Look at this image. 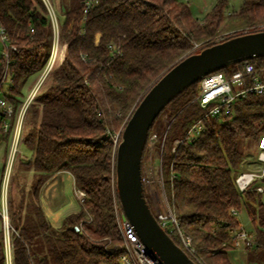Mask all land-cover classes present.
Returning <instances> with one entry per match:
<instances>
[{
	"label": "trees",
	"instance_id": "16d2710c",
	"mask_svg": "<svg viewBox=\"0 0 264 264\" xmlns=\"http://www.w3.org/2000/svg\"><path fill=\"white\" fill-rule=\"evenodd\" d=\"M227 3L216 0L198 19L182 0H99L86 15L82 0H68L62 20L57 19L63 57L47 73L49 84L34 94L23 121L20 141L32 156L21 165L35 180L31 189H22L16 206L9 199L10 264H121L114 212V204L119 206L114 150L120 128L147 89L195 43L220 30L264 24V0H242L225 14ZM0 24L14 46L4 92L16 111L24 86L50 56L52 24L40 0H0ZM256 59L264 64V56ZM241 63L220 71H233ZM197 93L195 82L160 112L167 111L171 119L161 158L164 193L180 229L190 237L196 257L188 255L197 264H232L227 252L240 224L232 207L244 209L250 219L248 245L264 251L263 191L255 190L258 185L264 189V174L243 194L234 185L237 173L259 163L257 154L250 161L246 156L248 147L264 136V94L235 99L229 111L204 117ZM199 119L202 128L189 141L186 132ZM178 138L182 142L171 151ZM245 163L252 168L241 167ZM57 172H69L84 198L77 211L53 226L39 188ZM165 230L182 247L176 231ZM0 264H7L2 227Z\"/></svg>",
	"mask_w": 264,
	"mask_h": 264
},
{
	"label": "built area",
	"instance_id": "2783aa9c",
	"mask_svg": "<svg viewBox=\"0 0 264 264\" xmlns=\"http://www.w3.org/2000/svg\"><path fill=\"white\" fill-rule=\"evenodd\" d=\"M45 6L47 13L49 15L52 32L54 40L52 42L50 56L45 64L42 72L35 84L26 98H24L18 109L15 111L13 104L6 98L4 87L9 81L8 65L12 61L9 57L10 50L14 49V46L9 43L8 36L0 24V56L2 58V75L0 79V134L9 137V149L8 158L6 164V172L8 175L11 163L18 152V143L21 138V131L23 127L24 116L27 111L28 105L33 98L34 94L38 90L43 79L46 77L47 73L56 62L58 58V20L55 11L49 0H40ZM99 0H82V11L86 15ZM187 1V0H182ZM264 28V27H263ZM32 31V28H30ZM243 31V30H242ZM248 30H244L245 33ZM200 47V45H199ZM198 48V44L192 49V52ZM65 49V45H64ZM195 49V50H194ZM64 52V51H63ZM63 54L61 56V59ZM264 94V64H262L258 59L252 58L242 61L240 66H237L233 71H214L204 75L198 81V93L195 96V100L198 104L205 109L204 117L216 116L220 113L221 109L225 112L229 111L231 104L235 99L245 98L249 95H262ZM202 128V121L197 120L186 132V138L191 141L193 140L199 130ZM155 134L149 136L150 139H154ZM182 138L175 139L171 147V151H175V148L182 142ZM163 141V139H162ZM259 152L257 159L259 163L257 164V169L243 170L237 173L234 177V185L236 186L238 192L243 194L246 190L250 188L252 183L261 178L264 174V136L260 138ZM161 175V174H160ZM143 184H145V179L142 176ZM162 182V177H161ZM7 183H3L0 190V221L1 227L4 232L5 237V252L6 260L10 264V224L8 217V205L7 198L5 195ZM255 190L262 192L263 187L261 185L256 186ZM77 197L80 202L83 201L84 192L78 189ZM166 210L163 212H157L156 218L160 221L161 226L169 231L175 230L183 249L192 257H196L195 250L191 245L190 237L185 234L179 227L177 220L175 219L168 201H165ZM239 210L232 207L230 212L237 216L239 215ZM115 218L117 222V227L120 235V248L121 264H160L146 249L144 244L140 241L138 235L136 234L130 221L124 216L120 206L114 204ZM252 234L245 230L240 224L238 228L233 233L232 245L233 247H246L252 241ZM8 238V239H7ZM8 246V247H7ZM200 262V261H199Z\"/></svg>",
	"mask_w": 264,
	"mask_h": 264
},
{
	"label": "water",
	"instance_id": "95a60500",
	"mask_svg": "<svg viewBox=\"0 0 264 264\" xmlns=\"http://www.w3.org/2000/svg\"><path fill=\"white\" fill-rule=\"evenodd\" d=\"M264 56V29L230 36L182 56L147 89L119 131L114 150V188L124 216L160 264H197L169 236L150 209L141 173L149 128L164 107L204 75Z\"/></svg>",
	"mask_w": 264,
	"mask_h": 264
},
{
	"label": "rangeland",
	"instance_id": "374dc122",
	"mask_svg": "<svg viewBox=\"0 0 264 264\" xmlns=\"http://www.w3.org/2000/svg\"><path fill=\"white\" fill-rule=\"evenodd\" d=\"M49 1L51 2V5L55 11L57 19L61 21L62 10L65 8V6L68 5V0H49ZM211 1H214L211 3L212 6L216 2V0H190L189 8L195 17L201 19L204 16V14L208 12V10H210L211 6L210 8L205 9V13L204 11H200V8L201 7L204 8V6H207V4ZM227 1H228L227 7L225 8L224 11L225 14H227L232 10L238 9L242 0H227ZM263 27L264 24H259L258 26L247 28L248 30L247 32L264 29ZM242 32H244V30L243 31L220 30L210 39H208V41H205L203 43H195L193 47L198 44V48L194 50L198 51L203 45H206L207 43L213 44L221 40H224L230 36L241 34ZM53 40L54 37L52 32L51 47ZM64 45L65 44L62 42V40L59 37L57 44L59 55L56 62L53 64L54 66L61 61V56L64 51ZM41 72L39 73L38 76L34 78L32 77L30 80H28V82L23 88L22 99L26 98L30 93L31 89L35 87V84L37 83V80ZM45 78L43 79L42 83L39 86L40 89H44L49 84V80H48L49 77H47L46 80ZM2 95L3 93L0 94V96ZM168 116H169L168 112L164 111L155 120L151 128V134L149 136L155 134L156 137L154 139H150L148 136L146 148L142 156V162H141V173L145 179V184H143L144 192L147 198L149 199L152 208L156 213L163 212L164 210H166V205H165L166 195L164 193V186H163V182H161L160 174H162L161 173L162 153L163 150L166 148L165 144L163 145L162 139L164 138V134L168 128L169 123L171 122V119ZM25 130L26 127H22L21 137L23 136L24 133L23 131ZM259 146L260 143L258 142L257 145L255 143L253 145L251 144V146L248 147L247 150L249 152L247 154L249 155L246 156L247 161L253 159L256 156V154L258 155ZM8 149H9V137L0 134V190L3 186V183L6 181L7 186H6L5 195L7 198L8 213H9L10 211L9 199L11 200L12 204L16 206L18 200L20 199L22 189H31L30 187L32 185L31 183L35 179L34 177L32 178L31 177L32 175L29 174L28 172L26 174V172L22 168L21 163L27 159H30L32 156L31 151H29L30 149L26 148L22 141L18 143V152L16 153L11 163V167L8 175L5 174L7 158H8ZM241 149H243L246 152L244 145L241 146ZM252 166L253 165L251 164L245 163V165L243 164L241 167H243L244 169L247 168L249 169L252 168ZM253 168L257 169L258 166L254 165ZM39 189H41L40 192L41 204L44 208L46 216L48 217L49 221L53 226H59L65 215H67L70 212H74L78 210L79 202H80L76 193L78 192V189L75 187L73 177L69 172H61L60 174L51 176L43 184H41ZM261 198L262 201L264 202V192L262 193ZM239 220L240 223L243 222L245 225H247L248 230L252 229L251 225L250 224L248 225V221H250V219L244 209H241L240 211ZM1 225L2 224L0 221V228ZM7 264H9L8 261Z\"/></svg>",
	"mask_w": 264,
	"mask_h": 264
},
{
	"label": "crops",
	"instance_id": "0c3cea01",
	"mask_svg": "<svg viewBox=\"0 0 264 264\" xmlns=\"http://www.w3.org/2000/svg\"><path fill=\"white\" fill-rule=\"evenodd\" d=\"M185 2H187L188 5L190 6V0H187ZM212 2H214V1L209 2L207 4V6H204V8L201 7L200 11H204V13H205V9L210 8ZM60 173L61 172H57V173L53 174L52 176H55V175L60 174ZM263 192H264V189H263ZM42 208H43V206H42ZM43 210H44V208H43ZM240 211L241 210L238 211L239 212L238 218L240 216ZM241 223H240V225L245 230H247V231L251 230V229L248 230L247 225H245L243 222H241ZM249 224L251 225L250 221H248V225ZM9 240H10V237H9ZM227 254H228V258L232 264H264V251L259 249V248H255L251 245H247L246 247H232L228 250Z\"/></svg>",
	"mask_w": 264,
	"mask_h": 264
}]
</instances>
